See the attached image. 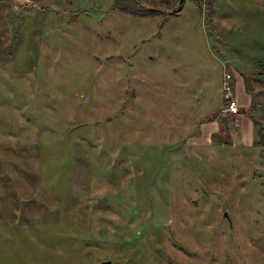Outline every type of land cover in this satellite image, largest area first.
Here are the masks:
<instances>
[{"label": "rangeland", "instance_id": "1", "mask_svg": "<svg viewBox=\"0 0 264 264\" xmlns=\"http://www.w3.org/2000/svg\"><path fill=\"white\" fill-rule=\"evenodd\" d=\"M112 3L0 0V264H264L258 138L189 141L231 59L264 129V0Z\"/></svg>", "mask_w": 264, "mask_h": 264}, {"label": "crops", "instance_id": "2", "mask_svg": "<svg viewBox=\"0 0 264 264\" xmlns=\"http://www.w3.org/2000/svg\"><path fill=\"white\" fill-rule=\"evenodd\" d=\"M261 47L264 48V44ZM229 61L227 64L234 72V93L240 111L236 115L220 114L219 110L223 104L221 100L220 105L212 110L208 117L196 123L189 140L193 145L216 143V145L233 144L250 146L257 141V138L258 144L261 145L259 143L258 131L262 128L257 129V119L252 112L253 88L249 86L248 82V79L252 78L256 63L244 62L241 59H231ZM260 64L264 66L263 63L260 62ZM223 68L221 70V77ZM262 133L264 134V129H262ZM261 146L263 147V145Z\"/></svg>", "mask_w": 264, "mask_h": 264}, {"label": "trees", "instance_id": "3", "mask_svg": "<svg viewBox=\"0 0 264 264\" xmlns=\"http://www.w3.org/2000/svg\"><path fill=\"white\" fill-rule=\"evenodd\" d=\"M154 1L155 0H149V1L148 0H113L112 8L115 10L126 12L130 15H133V16L156 15L160 12H163V10L176 13L179 10V5H178L179 0H160V1L158 0L157 3L152 5V3ZM191 1L198 8H201L202 5H205L207 12H208L207 13L208 20L211 19L212 15L214 14V8L212 6L213 5L212 0H191ZM68 2H70V1H68ZM161 3H163L165 5L171 4L170 5L171 8L168 7V5L166 8H160L156 5V4H161ZM175 4L178 5L176 8H175V6H176ZM14 40H17V39H15L14 37H11V38H9V41L6 44V46L4 45L5 46L4 50L7 49L6 50L7 55H9L15 49V47H18V40L16 43H14ZM19 50L20 49L17 48V52L15 53V55L18 53ZM126 97L132 98L133 95L130 91H127ZM258 136H259V143L261 145H263V147H264V134L262 133V129H259Z\"/></svg>", "mask_w": 264, "mask_h": 264}, {"label": "built area", "instance_id": "4", "mask_svg": "<svg viewBox=\"0 0 264 264\" xmlns=\"http://www.w3.org/2000/svg\"><path fill=\"white\" fill-rule=\"evenodd\" d=\"M220 90L223 104L220 107L219 113L222 115L238 114L240 109L234 93V72L232 68L224 67Z\"/></svg>", "mask_w": 264, "mask_h": 264}, {"label": "water", "instance_id": "5", "mask_svg": "<svg viewBox=\"0 0 264 264\" xmlns=\"http://www.w3.org/2000/svg\"><path fill=\"white\" fill-rule=\"evenodd\" d=\"M182 1H183V0H179V1H178V4H181ZM107 262H109V261H107Z\"/></svg>", "mask_w": 264, "mask_h": 264}]
</instances>
